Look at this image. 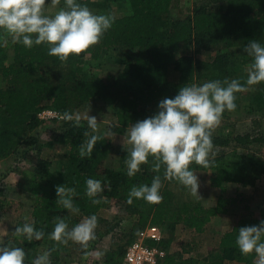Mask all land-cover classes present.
Wrapping results in <instances>:
<instances>
[{
	"label": "trees",
	"instance_id": "obj_1",
	"mask_svg": "<svg viewBox=\"0 0 264 264\" xmlns=\"http://www.w3.org/2000/svg\"><path fill=\"white\" fill-rule=\"evenodd\" d=\"M112 2H127L132 13L115 17V23L101 41L80 55L60 60L48 55V45L27 48L19 43H13L9 55L5 47L0 46V161L18 157L21 152L24 155L32 150L39 152L55 143L67 148L57 171L51 169L50 160L39 158L35 166L24 168L21 173L25 180L24 190L33 199L32 223L37 230L44 232V236L38 241L16 237L7 239L2 245L23 248L24 264H32L41 255V250L50 252L51 264H65L72 246L80 247L85 253L94 249L119 226L101 217V212L113 202L135 222L128 241L112 246L104 255L103 264H122L127 247L149 224L160 226L170 234L180 225L195 233H203L214 217L228 214L232 200L223 195L211 207L199 202L181 201L179 195H188L190 190L178 181L163 179V167L160 173L154 172L152 157L141 165V171L134 177L127 175V148L118 155L120 168L111 167L109 135H123L130 125L153 116L163 98L174 97L187 83L200 84L225 78L239 79L243 83L247 76H236L239 67L233 61L231 51L219 53L210 61L201 60L195 54L208 53L223 46L237 51L242 65L250 67L251 58L243 53V46L251 40L264 44V0H226L224 4L213 0L198 5L191 16L178 20L170 19V9L175 0H101L86 1V5L93 12L104 14ZM211 3L216 4L211 6ZM181 43L188 44L194 54L174 58L172 50ZM112 50L125 55L123 69L115 80L87 70L86 60L99 61ZM172 71L177 74L175 82L168 79ZM255 87L249 107L262 109L264 83ZM96 99L116 103L118 107L116 105V122L109 126V135L95 133L101 139L91 157L81 158L79 155V147L87 139L84 133L93 134L83 119L80 126L65 118L55 120L58 127L52 141L46 145L40 143L34 133L43 124L40 119L43 111L51 109L63 117L66 111L75 115ZM212 140L214 147L209 166L193 163L190 168L195 174L210 172L213 188L222 193L228 184L253 188L264 177V157L248 150L255 142H263L262 137L250 134L232 137L213 132ZM233 144L236 148L225 150ZM157 174L162 177L161 202L149 204L143 199H133L129 204L127 199L131 187L150 185ZM88 178L102 181L104 190L97 196L102 198L100 204L93 205L86 195L85 181ZM58 185L75 189L73 201L79 208L78 213L56 205ZM8 204L0 190V212L5 211ZM244 210L247 214L231 231L223 234L219 248L206 257L186 256L185 253L189 252L171 250L170 240L166 238L161 243H150L166 252L159 264H254V254L242 255L235 240L239 228L258 225L264 220V208L257 215L247 205ZM93 214L98 218L95 238L88 242L86 248L73 241L64 245L49 238L58 217L65 219L70 229Z\"/></svg>",
	"mask_w": 264,
	"mask_h": 264
},
{
	"label": "clouds",
	"instance_id": "obj_2",
	"mask_svg": "<svg viewBox=\"0 0 264 264\" xmlns=\"http://www.w3.org/2000/svg\"><path fill=\"white\" fill-rule=\"evenodd\" d=\"M56 4L58 0H0V30L10 35L13 43L27 48L48 45V55L66 60L72 55H80L98 44L104 34L115 23L111 13L97 14L80 0H64V6L55 14H45V4ZM4 42L0 41V46ZM243 53L251 58L247 78L242 83L239 79L225 78L191 83L179 88L174 97H165L158 104V111L151 117L130 125L125 133L124 143L127 148L125 160L127 175L134 177L141 171V165L154 158L152 170L160 173L163 167V179L178 181L188 188L193 196L199 195V178L190 168L195 163L208 167L213 153V130L220 124L225 111H234L237 107L236 93L264 83V44L251 40L243 46ZM88 113L83 117L93 134L85 132L87 139L79 147L81 158L91 157L100 135L95 134L98 121ZM64 118L81 124V116L70 112ZM86 195L93 205L100 204L99 193L103 192L102 181L88 178ZM162 177L157 174L151 184L131 187L127 202L143 199L149 204H158L163 199L161 194ZM56 205L72 213H78L73 196L74 188L56 186ZM200 196V195H199ZM201 197V196H200ZM98 218L95 214L85 217L69 229L65 219L57 218L49 238L59 244L69 241L81 244L85 248L95 238ZM13 234L24 236L28 241L41 240L44 232L37 230L33 223H24L15 227ZM242 255L254 254V264H264V220L258 225L239 228L235 240ZM25 251L21 247L0 246V264H24ZM32 264H51L50 252L38 255Z\"/></svg>",
	"mask_w": 264,
	"mask_h": 264
},
{
	"label": "rangeland",
	"instance_id": "obj_3",
	"mask_svg": "<svg viewBox=\"0 0 264 264\" xmlns=\"http://www.w3.org/2000/svg\"><path fill=\"white\" fill-rule=\"evenodd\" d=\"M83 4H86V1H101V0H80ZM103 1V0H102ZM213 0H175L174 6L170 9V19L178 20L184 19L193 14V9L201 4H208V2H212ZM219 1L217 4H224L226 0H217ZM216 3H211L210 5H215ZM64 6V0H58L56 4H45V14L53 15L57 12L61 7ZM131 7L127 2L114 3L109 5L108 9L103 12L104 14L111 13L115 17H123L125 15L131 14ZM0 41L4 42L3 47L8 51L9 55H11V50L13 46L12 39L9 34L0 30ZM231 51L232 59L237 63L239 70L237 71L236 76H247L248 66L242 65L240 61V56H238L237 51L227 49L223 46L213 49L208 53L195 54L198 58L204 61L213 60L217 54L222 52ZM172 54L174 58L179 56L194 54L188 44L181 43L178 46H175L172 50ZM124 54L119 51H110L104 57H102L99 61L86 60V68L87 70L95 75H98L102 78H106L109 80H115L118 77L120 72L124 66ZM171 73L170 79L173 82L172 77H175ZM175 80V79H174ZM256 87H250L247 91L236 93V109L234 111H226L222 116L220 124L213 130L216 134H230L232 137L236 135H245L250 134L251 136L262 137L264 139V108L257 109L253 107H249L250 99L255 91ZM113 102H107L102 99H96L92 102L85 105L78 114L81 116V119L88 113L90 109V115L95 116L97 118L98 129L97 133H105L109 135V126L116 122V107ZM85 120V119H83ZM86 121V120H85ZM58 127V123L54 120L43 121V124L39 129L35 131L34 134L39 137L41 144L46 145L48 142L52 141L55 136V129ZM110 142L112 144L111 155L109 160V165L113 168H120L121 163L118 160L119 153L125 149L130 148V145L124 143L125 141V133L123 135H109ZM236 148V144H233L231 147L225 150H231L232 148ZM45 148V149H44ZM42 148L39 152L38 150L29 151L26 155L21 152L20 156H12L10 159V165L5 167H0V172L4 171L6 173L16 174L13 176V179L6 183L7 185H18L19 188L24 190V182L25 180L22 178V171L24 168H31V166H35L39 160V158H47L52 162V170L57 171L60 165L62 158L67 153V148L63 146H58V144L46 148V146ZM249 151L256 152L264 157V140L263 142H255L254 145L248 148ZM241 151H243L241 149ZM38 154V156H36ZM19 158V159H18ZM25 158V159H23ZM17 162V163H16ZM13 172H11V169ZM8 169L9 172H8ZM15 170V171H14ZM21 176H17L19 174ZM8 174V175H9ZM4 174L0 175V178ZM199 178V188L198 194L193 196L191 191L190 193L184 194L183 196L179 195V199L181 201H192V203H201L206 207H211L215 205L218 198L223 195L226 198L232 200L228 205V214L220 215L214 217L211 222L207 225L206 230L203 233H195L185 226L180 225L177 226L175 232L173 234L166 232V239L170 240L171 250L189 252L185 253L186 256H196V257H206L211 254L212 251L217 250L219 248V243L221 237L226 232H229L233 229V227L237 224V222L241 219V217L245 214V205L250 208V211L257 215L264 208V177L255 185L253 188H244L242 186L236 184H228L226 185V191L222 193L220 190L212 188L210 177V172L200 171L197 172ZM0 186L3 187L5 183H1ZM0 187V190L3 191L4 197L8 200L9 207L7 210L3 211L7 213L9 209H11V213L17 209L18 213L21 215L22 220L29 219L30 214V206L32 208V202L30 200H26L23 202L22 206H18L17 202H12V198L18 196L19 202H21V198L24 199V196L20 193L17 195L12 193V188L7 189L6 192L3 188ZM20 197V198H19ZM2 198V197H1ZM21 204V203H20ZM2 212H0V218L5 219L4 223L6 224L11 219L16 218V212L11 214V216H2ZM32 214V212H31ZM101 217L112 221L114 224L118 223L119 226L115 230L114 234L105 237L94 249L84 252L80 249V247H71L70 256L65 261V264H103V258L106 252L115 245L124 244L129 239V233L131 228L135 222L134 218L128 216L126 211L118 204L113 202L107 209L101 212ZM7 218V219H6ZM17 219V218H16ZM26 223V221H23ZM2 223V222H0ZM23 223V224H24ZM27 223H30L27 222ZM32 223V222H31ZM22 224V225H23ZM21 225V226H22ZM19 226V225H18ZM17 226V227H18ZM11 226L5 227L0 226V245H2L7 239H14L16 237H22L14 235L11 231L9 232ZM45 251L41 250V254Z\"/></svg>",
	"mask_w": 264,
	"mask_h": 264
},
{
	"label": "built area",
	"instance_id": "obj_4",
	"mask_svg": "<svg viewBox=\"0 0 264 264\" xmlns=\"http://www.w3.org/2000/svg\"><path fill=\"white\" fill-rule=\"evenodd\" d=\"M58 112L47 109L40 114L43 121L62 120ZM166 233L160 226L149 224L137 236L136 240L127 247L122 264H159L166 252L150 243H161Z\"/></svg>",
	"mask_w": 264,
	"mask_h": 264
},
{
	"label": "crops",
	"instance_id": "obj_5",
	"mask_svg": "<svg viewBox=\"0 0 264 264\" xmlns=\"http://www.w3.org/2000/svg\"><path fill=\"white\" fill-rule=\"evenodd\" d=\"M172 73V72H171ZM171 73H170V75H169V77H168V79H170V77H171ZM173 74H174V76L175 77H172V79H173V82H175L176 80H177V74L176 73H174L173 72ZM175 79V80H174ZM170 81L172 82V80L170 79ZM93 101V100H92ZM91 101V102H92ZM115 105V107H116V105H117V107H118V104H114ZM55 121V120H54ZM115 123V122H114ZM103 133V132H102ZM40 143H41V141H40ZM54 145H56V143L54 144ZM59 146V145H58ZM46 148H48V147H46ZM45 149V148H44ZM36 156H38V154L36 155ZM17 163V162H16ZM8 165H10V159H6V160H3V161H0V167H5L6 168V166H8ZM11 169V168H10ZM10 169H8V172H9V170ZM15 171V170H14ZM11 172H13V170L11 169ZM16 172V171H15ZM15 172H13V173H11V174H9V173H6V172H4V171H2V172H0V175L1 174H4L1 178H0V180L3 182V183H5V185H3V187H1V188H3L4 190H5V192H6V190L7 189H9L10 190V188H12V190H11V192L12 193H15L16 195L18 194V193H20L21 192V194L24 196V199L23 198H21V202H19V199H18V196H15V197H13L12 198V202H11V204L13 203L14 204V202H17L18 203V206L20 207V206H22L23 204V202H25L26 200H30V202H32V196L28 193V192H26L25 190H23V189H21V188H19L18 187V185H7L6 183H9L12 179H13V176L16 174ZM9 174V175H8ZM17 176L19 177V176H21L20 175V173L19 174H17ZM1 182V183H2ZM213 188V187H212ZM20 198V197H19ZM21 203V204H20ZM8 207H9V204H8ZM8 207H7V209H8ZM10 208V207H9ZM6 209V210H7ZM30 214H29V219H26V220H22L23 219V217H22V219H21V215L20 214H17L18 213V207H17V209L16 210H14L13 212H16V214H17V216H16V218H14V219H11L10 220V222L8 221L6 224L4 223V220L5 219H2V218H0V222H2V223H0V226H5V227H9V226H11L10 227V229H9V232L11 231L12 233H13V231H14V229H15V227H17L18 225L19 226H21L24 222L23 221H26V222H29L30 221V223L32 222V214H31V212H32V208H31V206H30ZM11 211V209H9V211L7 212V213H4V212H2L1 213V215L2 216H11V214H14L13 212L11 213L10 212ZM7 219V218H6Z\"/></svg>",
	"mask_w": 264,
	"mask_h": 264
}]
</instances>
